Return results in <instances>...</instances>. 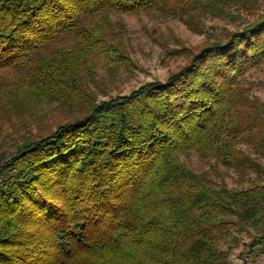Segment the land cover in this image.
<instances>
[{"label":"trees","instance_id":"trees-1","mask_svg":"<svg viewBox=\"0 0 264 264\" xmlns=\"http://www.w3.org/2000/svg\"><path fill=\"white\" fill-rule=\"evenodd\" d=\"M258 7L0 0V112L35 124L0 144V264H233L221 242L239 247L234 231L250 237L240 260L264 255V102L248 78L264 68ZM143 12L205 40L172 51L182 64L164 81L110 96L96 69L136 68L112 17ZM208 16L235 28L210 31ZM190 152L210 172L191 170ZM220 164L251 186L217 187Z\"/></svg>","mask_w":264,"mask_h":264},{"label":"rangeland","instance_id":"rangeland-1","mask_svg":"<svg viewBox=\"0 0 264 264\" xmlns=\"http://www.w3.org/2000/svg\"><path fill=\"white\" fill-rule=\"evenodd\" d=\"M258 12H264V0H259ZM112 18L116 26L121 28L120 31L122 32L124 43L131 60L136 64V68L132 71L130 70L131 72L129 73L121 69L120 73L112 77V79H110L106 71L107 68L102 64L96 69L98 77L105 79V91L110 96L128 94L133 89L153 80L164 81L171 71L176 70L182 64V58L177 55H171L172 51L182 45L196 47L205 40L204 35L190 31L180 19L170 18L157 12L115 14ZM204 23L208 30L214 31L211 30L214 28L216 32L223 29L234 30L235 28L234 23L212 16L206 17ZM248 78L251 82L253 96L264 102V68L260 71H251L248 74ZM99 97L106 98L107 96L99 93ZM50 110L47 112H50ZM2 118L3 116L0 112V144L12 134L13 129L17 128L20 136L25 133L26 128L33 131L35 129L33 121H29V125H24L21 121L14 120L9 122L7 119ZM241 147L250 149V145L247 143L241 144ZM182 161L195 173L210 172L211 164L214 163V160L200 159L193 152L183 155ZM261 161L264 163V158H261ZM251 178H255V174H251ZM212 180L219 188L242 189L251 186L250 180L241 181L239 175L233 169L221 164L219 165L218 173L213 175ZM233 236H238L242 244L250 240V237L245 233L238 235L234 231ZM242 244L239 247H235L232 242H221V248L225 250L228 246L232 247L230 260L233 264H264V255L254 260H240L238 256L244 250Z\"/></svg>","mask_w":264,"mask_h":264}]
</instances>
